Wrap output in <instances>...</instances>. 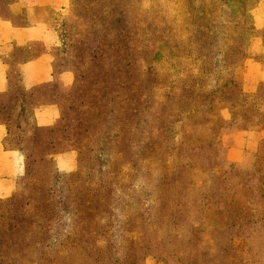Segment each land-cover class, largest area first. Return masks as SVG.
Returning <instances> with one entry per match:
<instances>
[{
    "label": "rangeland",
    "instance_id": "1",
    "mask_svg": "<svg viewBox=\"0 0 264 264\" xmlns=\"http://www.w3.org/2000/svg\"><path fill=\"white\" fill-rule=\"evenodd\" d=\"M259 1L72 0L59 121L10 119L27 174L0 199V264H264Z\"/></svg>",
    "mask_w": 264,
    "mask_h": 264
},
{
    "label": "crops",
    "instance_id": "2",
    "mask_svg": "<svg viewBox=\"0 0 264 264\" xmlns=\"http://www.w3.org/2000/svg\"><path fill=\"white\" fill-rule=\"evenodd\" d=\"M71 4L72 0H0V199L13 196L27 174L26 150L10 145L11 117L30 111L38 128L55 126L62 114L58 89L76 83V73L58 55L63 46L59 21ZM254 18L257 27H264V0L258 2ZM248 65L244 89L256 92L264 81V62L250 60ZM52 156L61 172L78 165L76 148Z\"/></svg>",
    "mask_w": 264,
    "mask_h": 264
}]
</instances>
